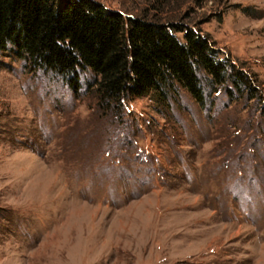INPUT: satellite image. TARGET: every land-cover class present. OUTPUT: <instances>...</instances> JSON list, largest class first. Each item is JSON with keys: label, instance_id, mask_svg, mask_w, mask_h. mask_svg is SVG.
<instances>
[{"label": "rangeland", "instance_id": "rangeland-1", "mask_svg": "<svg viewBox=\"0 0 264 264\" xmlns=\"http://www.w3.org/2000/svg\"><path fill=\"white\" fill-rule=\"evenodd\" d=\"M98 1L208 33L259 96L117 117L90 72L76 92L0 51V264H264V0Z\"/></svg>", "mask_w": 264, "mask_h": 264}, {"label": "trees", "instance_id": "trees-1", "mask_svg": "<svg viewBox=\"0 0 264 264\" xmlns=\"http://www.w3.org/2000/svg\"><path fill=\"white\" fill-rule=\"evenodd\" d=\"M9 49L76 92L82 73L90 72L89 92L117 117L131 101L152 95L169 104L180 90L201 106L222 92L232 100L235 91L259 96L250 72L221 59L208 33L126 15L98 0H0V51Z\"/></svg>", "mask_w": 264, "mask_h": 264}]
</instances>
